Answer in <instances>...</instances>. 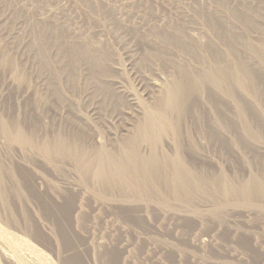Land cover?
<instances>
[{
	"label": "rangeland",
	"instance_id": "1",
	"mask_svg": "<svg viewBox=\"0 0 264 264\" xmlns=\"http://www.w3.org/2000/svg\"><path fill=\"white\" fill-rule=\"evenodd\" d=\"M0 264H264V0H0Z\"/></svg>",
	"mask_w": 264,
	"mask_h": 264
}]
</instances>
